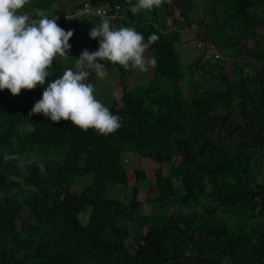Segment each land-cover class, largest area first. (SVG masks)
Listing matches in <instances>:
<instances>
[{
	"label": "trees",
	"instance_id": "1",
	"mask_svg": "<svg viewBox=\"0 0 264 264\" xmlns=\"http://www.w3.org/2000/svg\"><path fill=\"white\" fill-rule=\"evenodd\" d=\"M84 1L93 5V0H31L22 13L40 17L43 12L49 18ZM135 3L108 0V6L124 7L145 42L150 34L159 37L148 49L157 66L136 103H127V86L121 85L126 107L109 108L121 121L115 134L103 137L69 121L30 116L43 87L16 97L0 92V264H264L259 221L264 218V65L250 76L239 68L230 80L218 61L208 62L202 75L216 79L221 89L193 86L185 95L174 47L181 28L194 23L203 29L194 39H218L235 64L246 50L243 40L258 46L250 58L264 63V0H171L133 15ZM197 11L199 17L192 20ZM89 19L91 25L101 22ZM78 21L60 27L69 29ZM117 22L111 21L115 29ZM90 45L89 52L97 50L94 40ZM59 62L47 70L44 87L63 75ZM102 63L124 84L126 70ZM192 66L198 69L197 62ZM160 79L169 80V87L157 83ZM122 153L156 165L144 194L153 209L150 217L140 214L135 177L126 203L110 196ZM6 155L16 159L6 160ZM25 155L41 158L44 173L41 164L25 162ZM51 158L56 160L47 163ZM17 161L21 169L10 175L4 167ZM77 180L86 184L74 192ZM198 207L212 212L205 219L182 213ZM22 212L32 223L17 226ZM137 224L147 230L136 229Z\"/></svg>",
	"mask_w": 264,
	"mask_h": 264
},
{
	"label": "clouds",
	"instance_id": "2",
	"mask_svg": "<svg viewBox=\"0 0 264 264\" xmlns=\"http://www.w3.org/2000/svg\"><path fill=\"white\" fill-rule=\"evenodd\" d=\"M31 0H0V92L7 90L13 97L22 90L32 91L43 87L42 97L36 101L29 115H42L53 123L69 121L83 132L93 130L107 137L121 127L120 117L112 112L95 96V87L86 83L93 69L98 79L108 77L105 64L118 65L124 70L147 72L157 66L155 57L145 53L159 37L153 33L145 42L144 36L132 27L114 29L112 17H102L99 26H93L89 38L98 40L96 51L83 50L75 58L76 71L69 68L63 75L47 83V71L58 57L67 60L73 30L65 31L57 24V17L48 18L41 12L39 19H30L22 9ZM171 0H136L130 12L135 15L141 10L153 11ZM67 19V18H66ZM6 160L16 159L6 155ZM44 173L43 165H39Z\"/></svg>",
	"mask_w": 264,
	"mask_h": 264
},
{
	"label": "rangeland",
	"instance_id": "3",
	"mask_svg": "<svg viewBox=\"0 0 264 264\" xmlns=\"http://www.w3.org/2000/svg\"><path fill=\"white\" fill-rule=\"evenodd\" d=\"M69 2V0H65ZM76 3H79L80 0H73ZM92 4L94 6H107L108 0H93ZM203 5V4H202ZM201 5V6H202ZM55 8V4L52 5ZM124 7H121L120 15L121 20L117 22L118 26L121 27H132L130 23L134 22L130 16L123 14ZM33 12H36V9H33ZM199 12L194 13L192 20L194 18L199 17ZM258 14H261V11H258ZM204 20H209L208 15L204 12ZM82 21L76 22L80 32L74 31L73 27L69 29H64L65 31L73 30V39L69 43L71 45V49L74 51L69 52V58L64 60L63 58H57L60 60L59 67H63V73L65 70L71 68L73 71H76L75 68V55L80 56L81 52L85 49L90 51V38L89 32L93 26H98L100 23L92 22L91 19H81ZM181 24L180 21H178ZM113 26V24H112ZM114 28V27H113ZM115 29V28H114ZM136 30V29H135ZM202 28L198 29L194 25V23L190 24L188 27H182L179 31L180 41L174 44L175 51L178 54V65L181 71L184 73V78L181 81L180 89L183 94H189L191 88L196 86L199 90H203L205 88H212L215 90H220L221 87L216 79H211L208 76H203L202 73L206 69V65L208 62L218 61V64L221 69L224 70V74L228 79H236L239 68L242 69V74L250 76L254 72L260 69L261 65H264L260 60L256 61L250 58L249 52H258V46L256 44L252 45V41L243 40L242 45L246 48L245 52L240 53L238 55L239 62L235 64L232 61L231 54L224 48H222L221 42L219 43L218 39H214L212 43H210L207 38H205L204 42L200 41V39H194L195 32L199 33L201 36ZM151 35V34H150ZM199 36V37H200ZM256 40V39H255ZM95 44L98 47V40H94ZM205 43V44H204ZM146 57H152L151 52L147 50L145 53ZM197 62L198 69L195 70L193 63ZM57 67V68H59ZM88 72L93 73V76H88L90 81H86V83H92L95 87V96L101 101L106 107L118 110L122 107H126L125 103L122 102L121 99V85L127 86L126 91V99L127 103H136L139 100V96L142 92V88L146 86V83L150 81L152 75V68H149L147 72H140L138 70H128L124 76V84H120L118 82L117 73L108 72V77L106 79L100 80L97 78L96 73L93 69H86ZM218 75H222L221 72H218ZM88 79V78H87ZM161 83L164 87H169V80L160 79L157 83ZM25 162L34 161L36 163L41 164L43 160L39 157L33 155H25ZM56 158H51L47 161V163L54 162ZM121 166L117 172L116 183L114 189L110 196L116 199L120 203H126L129 199V194L131 187L135 184L133 178L135 177L138 193L137 200L141 202V211L140 214L146 217H150L153 213V209L144 203V194L146 189V183L151 182L153 180V171L156 168L151 161L148 159L141 158L135 161L134 157L129 153L121 154ZM13 167L8 166L4 167V169L10 174H16L21 168V164L17 162L12 163ZM166 166H162V173L166 174ZM86 184L83 180H77L75 185L71 187V190L74 192H78L81 187ZM176 185V182H174ZM27 189H21L19 195L23 196ZM17 191H12V193H16ZM212 212L210 208L206 207H198V208H187L183 209L182 213L193 216L198 219H205ZM88 214V209H85L84 214L79 218L82 222H84L86 215ZM262 224H264V218L259 220ZM32 223L31 218L28 216L26 212H22L19 220L17 221V226L23 224L27 225ZM136 229L145 231L147 227L141 224H137L135 226ZM129 245H133L131 242Z\"/></svg>",
	"mask_w": 264,
	"mask_h": 264
},
{
	"label": "built area",
	"instance_id": "4",
	"mask_svg": "<svg viewBox=\"0 0 264 264\" xmlns=\"http://www.w3.org/2000/svg\"><path fill=\"white\" fill-rule=\"evenodd\" d=\"M121 7L117 4H114L112 6H93L89 4L88 2L84 1L81 2L80 5L76 6L71 11H63L60 13H57L51 17L55 18L57 17V24L60 26V24L67 23L69 21L78 20V19H85V18H96V19H102L98 13H106L108 16L112 17V20H121ZM29 16L30 19H39L40 17L37 16ZM67 18V19H66Z\"/></svg>",
	"mask_w": 264,
	"mask_h": 264
},
{
	"label": "crops",
	"instance_id": "5",
	"mask_svg": "<svg viewBox=\"0 0 264 264\" xmlns=\"http://www.w3.org/2000/svg\"><path fill=\"white\" fill-rule=\"evenodd\" d=\"M36 12H38V10L36 9ZM73 28H75V31H80V29L78 28V25H74L73 26ZM56 60H59V59H56ZM56 60H54V61H56Z\"/></svg>",
	"mask_w": 264,
	"mask_h": 264
}]
</instances>
